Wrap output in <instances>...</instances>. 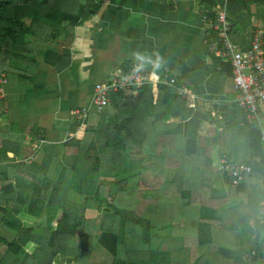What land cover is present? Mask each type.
<instances>
[{"label":"crops","instance_id":"obj_1","mask_svg":"<svg viewBox=\"0 0 264 264\" xmlns=\"http://www.w3.org/2000/svg\"><path fill=\"white\" fill-rule=\"evenodd\" d=\"M87 1L91 8L93 2ZM211 4L214 8L209 7ZM93 6V12L80 26L60 34L53 44L33 48L36 69L31 81H19L16 72L0 74V238H12L3 221L5 213H11L17 198L29 203L33 189L43 185V176L48 180L60 179L63 173L60 164L67 157L73 163L72 159L84 152L92 155L93 152L88 150L98 124H107L114 115L122 122L121 118L126 114L110 106L100 114L105 113V119H97L100 115L90 113L82 126L72 113L89 107L95 84L109 82L137 63L132 56L134 52L158 53L163 58L161 68L154 70L151 65H146L144 70L176 75L179 79L177 87H186L194 98L188 101L177 93L189 109L190 115L184 121L175 119L173 114L163 121H154V117L148 115L150 111L144 115L140 113L144 109L141 100L129 101V106L136 112L132 128L138 130L130 133L133 139L146 137L152 140L158 132L161 137H166L163 154L170 152L179 157L189 154L193 164L206 166L209 173L200 175L196 186L208 188L206 199L218 197L220 193L215 191L228 193L225 176L218 171L223 157L250 166L252 174L246 179L244 198L251 197L253 190L261 188L264 158L260 127L249 125L243 110L235 102L229 60L208 50L216 38V32L211 28L213 20L211 22L208 17L224 8L231 24L232 43L240 50H247L254 34L264 32V0H95ZM47 52L55 55L50 62L44 59ZM152 59H155L154 55ZM161 86L145 87L156 95ZM148 102L150 109L152 101ZM164 111L170 112L171 108ZM262 112L264 114V107ZM145 116L149 118L148 123L143 121ZM78 136L82 140L79 146L75 143L71 147L65 146ZM173 143L180 146L173 149ZM100 152L111 154L110 151ZM94 165L93 158L86 160L75 174L72 168H66L67 179L75 182L74 191L83 200L85 196H92L98 186V181L91 178ZM142 166L138 161L133 163L137 170ZM157 168L156 171H162L157 177L162 183L175 181L176 167ZM8 185L13 193L4 200L6 196L1 195V188ZM211 202L218 207L217 202ZM262 202L250 208L251 218L243 219L248 215L245 214L247 211L245 208L235 210L237 205L234 204L232 211L222 213L221 240L227 242L226 238L234 233L241 236V245L237 248H220L225 257L233 258L236 263L244 256L256 254L261 257L258 264H264V216L259 213ZM191 216L200 219L202 214L196 211ZM209 217L221 218V214ZM192 230V227H182L178 235H192ZM173 244L177 247L175 241ZM186 245L190 249L194 243L187 242ZM179 248H175L178 251L175 264L181 260ZM243 261L251 264L245 257Z\"/></svg>","mask_w":264,"mask_h":264},{"label":"trees","instance_id":"obj_2","mask_svg":"<svg viewBox=\"0 0 264 264\" xmlns=\"http://www.w3.org/2000/svg\"><path fill=\"white\" fill-rule=\"evenodd\" d=\"M90 1L93 2L91 8L87 0H0V74L16 72L19 81H31L36 69L33 48L53 44L60 34L80 26L93 12L95 0ZM208 18L214 22L215 13H210ZM54 56L47 52L44 59L50 62ZM176 90L164 85L156 95L148 87L136 94L123 91L113 95L109 106L126 115L121 118L122 122L114 115L107 124L97 125L88 150L93 154L71 157L73 163L67 157L60 164L63 173L59 181L43 176V185L33 189L29 203L17 198L11 213H5L4 226L12 238H0V264H57L60 256L66 264H96L103 256L110 257V264H175L178 252L175 248L178 247L182 252L178 264H246L244 257L251 264H258L261 257L256 254L244 256L240 263L225 257L220 248H237L241 245V236L234 233L226 238L227 242L222 241L221 225L222 213L232 211L234 205H237L235 210L245 208L247 211L243 219L253 216L250 208L264 201V181L261 179V188L253 190L251 197L244 198L246 181L232 189L224 174L228 193L215 191L220 193L212 199L218 203L215 207L212 200L206 199L208 188L196 187L200 175L209 173L206 166L193 164L189 154L182 157L170 152L163 154L166 137L158 132L152 140L133 139L130 134L138 131L132 128L133 118H136V112L129 106L132 99L141 100L144 109L140 113L150 111L148 115L153 116L154 121H163L171 114L175 119L186 120L189 109ZM148 100L152 101L150 109ZM168 107L171 111H164ZM97 119H105V113ZM148 120L145 116L143 121L148 123ZM98 139L104 140L100 150L110 151V155L101 154ZM81 141L78 136L65 146L71 147L73 143L79 146ZM178 145L173 143L172 148ZM93 158L91 178L98 181L95 193L85 196L78 206L66 202L58 205L64 187L61 180L67 179V166L74 173ZM137 161L144 166L132 172L133 163ZM167 165L178 170L171 184L157 178L158 172H162L156 171L157 167L162 169ZM153 166L154 170L149 169ZM210 174L217 175L215 171ZM1 191V195L6 196L4 200L13 193L9 185ZM132 193L134 196L130 197ZM121 194L126 195L125 200ZM196 211L202 214L200 219L191 218ZM100 213L103 224L97 231L94 220ZM219 213L221 218L209 217ZM187 226L192 227V235L179 236L178 230ZM187 242H193L194 246L189 249Z\"/></svg>","mask_w":264,"mask_h":264},{"label":"built area","instance_id":"obj_3","mask_svg":"<svg viewBox=\"0 0 264 264\" xmlns=\"http://www.w3.org/2000/svg\"><path fill=\"white\" fill-rule=\"evenodd\" d=\"M215 15L211 28L216 32V38L213 45L208 46V50L229 60L233 70L235 102L243 110L246 122L260 127L264 158V32L257 31L250 48L240 50L230 39L231 24L224 8H219ZM135 64L130 65L126 73L115 75L109 82L94 85L89 107L72 113L80 126L86 122L90 113L100 115L109 106L111 97L123 91H133L136 94L145 86L169 85L176 87L177 93L186 100H193L190 90L177 87L179 79L176 75L163 72L153 76V73L145 70L136 72ZM218 171L228 176L232 189H237L252 174L249 165L235 163L227 157L219 161ZM259 213L264 216V202L260 204Z\"/></svg>","mask_w":264,"mask_h":264},{"label":"rangeland","instance_id":"obj_4","mask_svg":"<svg viewBox=\"0 0 264 264\" xmlns=\"http://www.w3.org/2000/svg\"><path fill=\"white\" fill-rule=\"evenodd\" d=\"M89 119H91V117H89ZM98 140H99L98 143H100V145H98V148L100 150L101 147H103V145H104V140L103 139H101V140L98 139ZM84 153H86V152H84ZM136 170L137 169L135 167H132V172H135ZM47 174L51 175V172H49V173L47 172ZM131 174H133V173H131ZM53 177H56V176H53ZM61 182L64 184V187H62V189H61L62 195L59 196L58 205H61L62 202H64V203L66 202V204H69L72 206L81 205L83 202V197L79 196L76 193V191H74L75 190V182H71V180H69V178L65 179V180H61ZM109 189H111V188H109ZM112 191L114 192L113 188H112ZM116 191H117V189H116ZM121 195H122V199L125 200L126 198L124 196H126V195H123V194H121ZM133 196H134V194L132 193V195H130V197H133ZM119 199H121V198H119ZM121 203L122 202L119 200V205H121ZM44 219L47 220V216ZM102 219H103V215H102V213H100L98 216H96V218L94 220V226H95V229L97 231L101 229V226L103 223ZM46 220H44V222H43L44 224H46ZM176 258H178V257H176ZM56 260H57V264H66L64 261L65 259L61 256L58 257ZM110 261H111L110 257L103 256V257L99 258V260L97 261L96 264H110Z\"/></svg>","mask_w":264,"mask_h":264},{"label":"clouds","instance_id":"obj_5","mask_svg":"<svg viewBox=\"0 0 264 264\" xmlns=\"http://www.w3.org/2000/svg\"><path fill=\"white\" fill-rule=\"evenodd\" d=\"M155 56V59H152V56ZM133 59L137 62L134 66V71L141 72L144 70L146 65H151L154 70H158L161 68L163 64V58L158 53H153L151 55L134 52L132 53ZM155 75V71L153 72V76Z\"/></svg>","mask_w":264,"mask_h":264}]
</instances>
